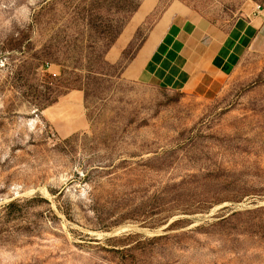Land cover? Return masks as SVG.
<instances>
[{"label":"rangeland","instance_id":"374dc122","mask_svg":"<svg viewBox=\"0 0 264 264\" xmlns=\"http://www.w3.org/2000/svg\"><path fill=\"white\" fill-rule=\"evenodd\" d=\"M32 6L0 40V264H264V54L193 92L126 73L165 12L229 29L264 0ZM49 58L93 77L88 98L32 104Z\"/></svg>","mask_w":264,"mask_h":264},{"label":"crops","instance_id":"0c3cea01","mask_svg":"<svg viewBox=\"0 0 264 264\" xmlns=\"http://www.w3.org/2000/svg\"><path fill=\"white\" fill-rule=\"evenodd\" d=\"M257 10L235 20L229 29L190 10L170 23L167 11L126 73L136 70L135 78L142 82L197 91L213 73L229 75L247 49L264 54V9Z\"/></svg>","mask_w":264,"mask_h":264},{"label":"trees","instance_id":"16d2710c","mask_svg":"<svg viewBox=\"0 0 264 264\" xmlns=\"http://www.w3.org/2000/svg\"><path fill=\"white\" fill-rule=\"evenodd\" d=\"M135 10V7L132 8L130 11ZM123 31V25H120L116 29H113L110 35V46H112L116 41L119 39ZM46 47V46H45ZM41 56H54L52 53H45ZM86 58V55H84ZM38 60H41L42 57H36ZM45 62L42 63L43 69H46L49 64L51 63H60L61 64V77L55 78L51 75L46 73V79L41 80L39 83V88L36 89L35 92V98L33 99V105L38 110H44L56 102H58L60 96L65 94L67 91L78 88V89H84L86 98L89 96L88 92V86L93 79L91 75H82L77 73L75 70L72 72L67 71L66 67L63 63L59 61H52V59H45ZM38 67L40 65H37ZM90 72V70H89ZM56 76V75H54ZM52 79V81L49 80ZM88 176V174H87ZM85 179V177L83 178Z\"/></svg>","mask_w":264,"mask_h":264},{"label":"clouds","instance_id":"9594fccd","mask_svg":"<svg viewBox=\"0 0 264 264\" xmlns=\"http://www.w3.org/2000/svg\"><path fill=\"white\" fill-rule=\"evenodd\" d=\"M32 0H0V40L19 35L31 23Z\"/></svg>","mask_w":264,"mask_h":264}]
</instances>
